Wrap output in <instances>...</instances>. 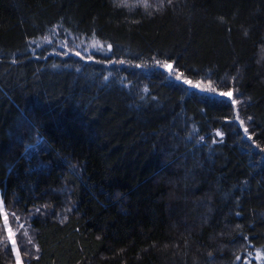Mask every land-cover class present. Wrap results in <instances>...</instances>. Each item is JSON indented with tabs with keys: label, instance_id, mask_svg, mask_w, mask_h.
Wrapping results in <instances>:
<instances>
[{
	"label": "trees",
	"instance_id": "trees-1",
	"mask_svg": "<svg viewBox=\"0 0 264 264\" xmlns=\"http://www.w3.org/2000/svg\"><path fill=\"white\" fill-rule=\"evenodd\" d=\"M262 50L264 0H0L22 264H264Z\"/></svg>",
	"mask_w": 264,
	"mask_h": 264
},
{
	"label": "rangeland",
	"instance_id": "rangeland-1",
	"mask_svg": "<svg viewBox=\"0 0 264 264\" xmlns=\"http://www.w3.org/2000/svg\"><path fill=\"white\" fill-rule=\"evenodd\" d=\"M263 54H264V50L260 51V56H259L260 59H262V55ZM0 208H1L2 219H3V223H4V226H5V231L7 233V236L9 238L10 242H12L13 240L15 241V244L12 243V247H13V250L15 252L16 259H17L18 245H17V242H16L17 241L16 240V231H15L14 225L12 224V222L10 221V219L8 217V213L6 212V210L4 208L3 200H2V197H1V191H0ZM5 214L7 215V224H5ZM18 219H20V217H18ZM10 236H11V238H10ZM19 260H20V264H22L20 255H19Z\"/></svg>",
	"mask_w": 264,
	"mask_h": 264
},
{
	"label": "snow or ice",
	"instance_id": "snow-or-ice-1",
	"mask_svg": "<svg viewBox=\"0 0 264 264\" xmlns=\"http://www.w3.org/2000/svg\"><path fill=\"white\" fill-rule=\"evenodd\" d=\"M110 47V46H109ZM77 55H79V53H77ZM165 67L168 68L169 71L172 70V65H165ZM187 83L191 84V81H186ZM199 85H197L198 87ZM221 95L223 96H227V97H231L232 93L231 92H225V93H221ZM233 104L237 103V101L233 100L232 101ZM241 123H243V121H241ZM245 131H247V129H245ZM218 135H222L221 133H217ZM5 224H7V215L5 214ZM11 238V236H10ZM13 244H15V241H12ZM17 264H20V260H19V252L17 251Z\"/></svg>",
	"mask_w": 264,
	"mask_h": 264
}]
</instances>
